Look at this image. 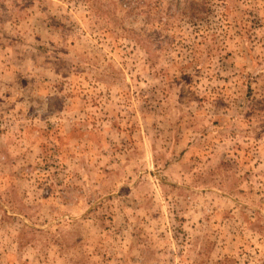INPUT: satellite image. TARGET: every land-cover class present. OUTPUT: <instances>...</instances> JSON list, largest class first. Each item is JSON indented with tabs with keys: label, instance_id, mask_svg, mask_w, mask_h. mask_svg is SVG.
Segmentation results:
<instances>
[{
	"label": "rangeland",
	"instance_id": "rangeland-1",
	"mask_svg": "<svg viewBox=\"0 0 264 264\" xmlns=\"http://www.w3.org/2000/svg\"><path fill=\"white\" fill-rule=\"evenodd\" d=\"M0 264H264V0H0Z\"/></svg>",
	"mask_w": 264,
	"mask_h": 264
}]
</instances>
